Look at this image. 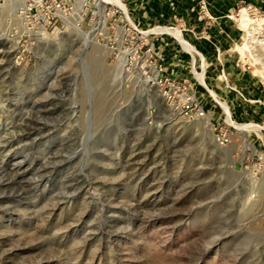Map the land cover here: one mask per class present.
I'll return each mask as SVG.
<instances>
[{
	"label": "rangeland",
	"instance_id": "rangeland-1",
	"mask_svg": "<svg viewBox=\"0 0 264 264\" xmlns=\"http://www.w3.org/2000/svg\"><path fill=\"white\" fill-rule=\"evenodd\" d=\"M104 1L32 27L0 0V264H264V8L227 14V36L210 0L195 11L211 31ZM155 36L183 56L174 77L202 118L148 86V60L168 70Z\"/></svg>",
	"mask_w": 264,
	"mask_h": 264
},
{
	"label": "crops",
	"instance_id": "crops-1",
	"mask_svg": "<svg viewBox=\"0 0 264 264\" xmlns=\"http://www.w3.org/2000/svg\"><path fill=\"white\" fill-rule=\"evenodd\" d=\"M129 2L137 5L136 9L139 12V21L141 20L142 25L146 24V26H148L151 22L156 20L160 22H175L174 20L179 16L183 19L182 25L189 24V26L193 28L207 27V23H209V21L206 22V20L197 17L195 0H129ZM244 3H251L257 7L264 8V0H210L208 5L209 12L212 13L213 16L221 19L220 24L223 25V31L225 30L227 36L232 34L231 26L226 19L228 16L227 14ZM216 26L217 24L214 23L213 26L207 28L211 31L212 29H217ZM152 30L168 32L175 36L186 50L200 54L185 38L183 29L181 30L175 26H155L152 27ZM154 38L156 39L157 46L163 52L165 65L171 75L174 76V72L183 74V71L186 69L183 56H181L179 52H175L176 50L174 49L173 40H171V38L167 39L163 36H155Z\"/></svg>",
	"mask_w": 264,
	"mask_h": 264
},
{
	"label": "built area",
	"instance_id": "built-area-1",
	"mask_svg": "<svg viewBox=\"0 0 264 264\" xmlns=\"http://www.w3.org/2000/svg\"><path fill=\"white\" fill-rule=\"evenodd\" d=\"M87 1L82 4L86 6ZM74 0H25L26 11L25 15L28 23L31 25H44L50 24L60 18V15L67 16L73 9ZM133 25V24H132ZM161 26V25H157ZM137 31L139 30L133 25ZM141 32V30H139ZM142 33V32H141ZM146 32L145 35H147ZM127 46L124 44L120 47L119 51H124ZM150 46L147 48L149 51ZM148 56H152L149 53ZM148 60V57L146 58ZM154 60V59H153ZM147 70H144V75L148 77L147 84L149 87H156L164 97L166 104L171 110L178 112L185 118H197L205 115V110L199 102L198 97L194 92L190 91L192 86L188 78L178 79L165 69L161 62L148 60ZM216 139L221 144L229 142L230 135L226 130L219 129L216 132Z\"/></svg>",
	"mask_w": 264,
	"mask_h": 264
},
{
	"label": "bare ground",
	"instance_id": "bare-ground-1",
	"mask_svg": "<svg viewBox=\"0 0 264 264\" xmlns=\"http://www.w3.org/2000/svg\"><path fill=\"white\" fill-rule=\"evenodd\" d=\"M78 1L79 0H74V2H73V9L71 10V12H70V14L73 12V10H74V8L76 7V4L78 3ZM84 1H86V0H80V2H81V9H80V13H81V11H82V4H83V2ZM94 4H96L97 6H101V7H104V9L106 10V6H107V4H108V2H106V1H104V0H94ZM2 4H0V9H2V10H5V8H6V6L7 5H2ZM19 6L21 7L20 9H16V16H17V18H18V20L21 22V23H23V26L25 25V23L27 22V26H28V20H27V18H26V15H25V11H26V6H25V0H19ZM112 6V5H111ZM85 9H87V8H83V12H84V10ZM96 9H97V11L99 10V7H96ZM111 9V8H110ZM18 10H22L21 12H17ZM114 11H115V7H114ZM110 12V11H109ZM109 12H106V14L105 15H103L102 16V28L105 30V33H106V35L108 34V26H107V21H108V19L110 18V16L112 15V14H108ZM69 14V15H70ZM102 14H104V12L102 13ZM61 16V19H62V17H67V16H64V15H60ZM98 16H99V13H98ZM25 22V23H24ZM36 26H43V27H45L44 25H33L32 27H36ZM117 27H120L119 25H116ZM157 27H160V26H157ZM122 28V27H121ZM31 29V28H30ZM141 32L145 35L146 34V32L147 31H142L141 30ZM129 55H132L130 52H129ZM147 80H148V78H147ZM178 115H180L181 116V114H179L178 112H176ZM203 117V116H202ZM202 117H198V119L199 118H202ZM185 118V117H184ZM206 118V117H205Z\"/></svg>",
	"mask_w": 264,
	"mask_h": 264
}]
</instances>
